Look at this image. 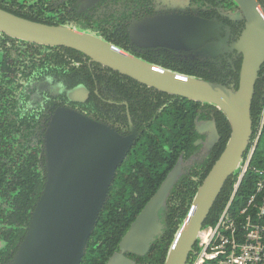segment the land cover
Segmentation results:
<instances>
[{
    "label": "flooded vegetation",
    "instance_id": "1",
    "mask_svg": "<svg viewBox=\"0 0 264 264\" xmlns=\"http://www.w3.org/2000/svg\"><path fill=\"white\" fill-rule=\"evenodd\" d=\"M163 1L101 0L85 6L80 0H0V9L48 26L82 23L126 55L236 87L242 54L234 46L245 29V22L235 16L237 6L230 0H182L186 14L217 25L211 38H201L190 48L188 42L176 43L164 28L160 36L142 35L151 28L140 26L141 21L165 13L171 0ZM150 25L155 27V18ZM261 71L264 75V64ZM59 108L131 140L106 200L117 211L116 218L117 213L130 217L135 206L145 202L136 218L181 160V174L163 212L168 231L187 211L225 147L226 142L219 152L223 137L230 134L223 114L212 106L147 88L75 50L30 44L0 33V264L13 256L42 190L43 137ZM210 140L215 142L207 149ZM94 230L81 264H100L107 253L108 229L100 234ZM166 242H154L143 256L126 257L135 264H158Z\"/></svg>",
    "mask_w": 264,
    "mask_h": 264
},
{
    "label": "water",
    "instance_id": "2",
    "mask_svg": "<svg viewBox=\"0 0 264 264\" xmlns=\"http://www.w3.org/2000/svg\"><path fill=\"white\" fill-rule=\"evenodd\" d=\"M99 1L80 0L85 6ZM230 1L238 8L236 18L245 22V29L234 46L242 54L236 87L164 70L126 55L82 23L48 26L0 9V33L10 38L75 50L147 88L212 106L223 114L229 124V137L177 225L163 264L191 262L205 220L226 182L239 172L253 134L250 109L264 64V7L262 0ZM181 2L171 0L170 5L166 3L165 13L142 20L140 26L151 28L143 30L142 35L160 36L164 28L176 43L188 42L190 48H195L201 38H211L216 23L196 14H186ZM214 142L210 140L207 149ZM130 144V139L122 138L103 124L70 109H57L43 137L42 190L30 212L24 235L5 264H81L116 169L126 157ZM181 166L179 160L166 175L105 264H135L126 254L143 256L154 242L161 240L166 229L165 203L181 174Z\"/></svg>",
    "mask_w": 264,
    "mask_h": 264
},
{
    "label": "built area",
    "instance_id": "3",
    "mask_svg": "<svg viewBox=\"0 0 264 264\" xmlns=\"http://www.w3.org/2000/svg\"><path fill=\"white\" fill-rule=\"evenodd\" d=\"M261 128L262 121L250 141L228 202L215 223L203 227L189 264H264V169L250 166ZM247 173L254 178L252 193L234 206V197Z\"/></svg>",
    "mask_w": 264,
    "mask_h": 264
},
{
    "label": "trees",
    "instance_id": "4",
    "mask_svg": "<svg viewBox=\"0 0 264 264\" xmlns=\"http://www.w3.org/2000/svg\"><path fill=\"white\" fill-rule=\"evenodd\" d=\"M260 2L262 4V6L264 7V0H262ZM183 75H187V74H183ZM187 76H193V75H187ZM193 77L201 78L198 76H193ZM201 79H203V78H201ZM206 81H208V80H206ZM263 110H264V75H263V72L260 70L259 79L257 80L255 87H254V94H253V99H252V103H251V110H250L251 120H252V131H253V136L251 137V139L254 137V134H255L260 122L262 121V128L260 131V135L257 139V142H256L255 147H254V151L252 153L251 160H250V166L257 167L260 169H264V117H262L263 116L262 115ZM262 118H263V120H262ZM228 134H229V131L223 137L222 146H221V149L219 152H221V150H222V148H223V146H224V144L228 138ZM250 144H251V142H250ZM250 144H249L248 150L250 148ZM246 156H247V154L244 155V159L246 158ZM237 174L233 179H229L226 182V184L223 187L221 193L219 194L217 200L215 201L211 211L209 212V214L205 220L204 226L212 225L215 223L216 218L218 217L219 213L221 212V210L223 209V207L228 202V200L231 196L232 187H233V184L236 180ZM253 183H254V178L250 174L247 173L244 176V178L242 179L240 186L238 188V191L234 197V200H233L234 206L238 205L240 202H242L246 198V196L248 194L252 193ZM144 203L145 202H141L140 204L135 206L137 211L134 212L130 217L122 216L120 213H117V214H119V215H117V218H119L117 220V218L114 215V213H116L117 211L115 209H113V207L110 205V203L108 201H106L104 208L102 209V211L99 214V217H98L97 222H96V227H95L96 229L94 230V231H97L98 234H100V233H102V230L105 231L108 229L106 234H105L106 239L109 241V243L107 245L108 250H107V253L104 254L103 260L101 261L102 263H100V264H103V262L106 261L107 258L114 251H116L117 244L120 241L123 234L125 233V231L128 229L129 223H131L134 220L135 215L137 214V212L139 211V209L142 207V205ZM26 207H27V205L25 206V208ZM188 207H189V205H187V210H188ZM186 212H185V214H186ZM185 214H183L182 217L180 218V220H178V223L176 224V226L173 230L168 231V227H167V225H165L166 231H165L163 237L161 238V240L159 241V243L163 242V240H165V239L167 240V242H166L163 250H161V252H160V258H159L158 264H163L167 247L172 240V237H173V234L177 228V225L180 223V221L182 220V218L184 217ZM99 226H102V228H101L102 230H97V228H99ZM23 235H24V233H23ZM159 243H157L156 245H158Z\"/></svg>",
    "mask_w": 264,
    "mask_h": 264
},
{
    "label": "rangeland",
    "instance_id": "5",
    "mask_svg": "<svg viewBox=\"0 0 264 264\" xmlns=\"http://www.w3.org/2000/svg\"><path fill=\"white\" fill-rule=\"evenodd\" d=\"M208 226V225H207ZM206 226H204V228H205Z\"/></svg>",
    "mask_w": 264,
    "mask_h": 264
}]
</instances>
